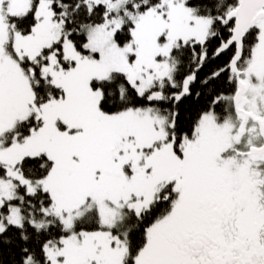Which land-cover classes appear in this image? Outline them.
Here are the masks:
<instances>
[{"label": "snow or ice", "instance_id": "obj_1", "mask_svg": "<svg viewBox=\"0 0 264 264\" xmlns=\"http://www.w3.org/2000/svg\"><path fill=\"white\" fill-rule=\"evenodd\" d=\"M0 264H264V0H0Z\"/></svg>", "mask_w": 264, "mask_h": 264}]
</instances>
